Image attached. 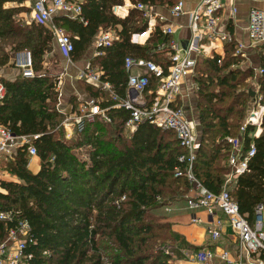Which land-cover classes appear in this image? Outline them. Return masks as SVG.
<instances>
[{
	"label": "trees",
	"instance_id": "16d2710c",
	"mask_svg": "<svg viewBox=\"0 0 264 264\" xmlns=\"http://www.w3.org/2000/svg\"><path fill=\"white\" fill-rule=\"evenodd\" d=\"M124 1L84 0L86 24L66 17L55 19L72 37L76 61L100 30L117 33L120 40L104 56L95 58L92 68L102 69V80L122 98L127 95V57L151 60L166 70L171 64L162 51L171 41L161 30L167 23H159L144 45L132 43L133 35L148 31V19L135 9L125 19L115 16L113 6ZM130 1L169 8L177 3ZM8 3L21 5L23 0H0V68L12 66L14 53L29 51L37 74L33 79H2L6 96L0 104L1 124L16 135L41 136L34 141L40 171L32 173L26 151L19 150L14 160L4 165L16 180L3 181L0 188V212L18 211L32 226L35 245L28 249L32 258L26 264H172L174 256H179L180 237L163 221L162 210L186 200L193 187L186 177L175 176L176 168L184 169L178 158L185 153L176 134L147 122L130 134L126 128L129 113L112 108L115 103L106 92L81 81L84 91L109 109L111 121L96 118L68 139L60 127L58 79L44 67L47 54L55 48L53 36L42 25L23 24L18 20L22 9L6 8ZM235 48V40L224 45L221 66L216 53L213 59L198 58L193 78L200 124V148L193 171L196 179L216 194L231 172L228 138L240 137L254 100L250 87L254 69H232L242 62L234 56ZM259 84L264 104V77L259 78ZM158 85L152 78L149 90ZM255 132V126H248L246 148ZM255 146L250 172L230 190L241 214L251 223L257 205L264 203V118ZM9 226L0 221V244Z\"/></svg>",
	"mask_w": 264,
	"mask_h": 264
},
{
	"label": "built area",
	"instance_id": "2783aa9c",
	"mask_svg": "<svg viewBox=\"0 0 264 264\" xmlns=\"http://www.w3.org/2000/svg\"><path fill=\"white\" fill-rule=\"evenodd\" d=\"M24 2L30 7L28 23L46 27L52 34L54 43L66 64L75 65L76 50L73 39L65 29L57 25L55 19L66 17L85 23L82 16L84 0H23ZM155 8L151 5L134 4L130 0H125L122 5L113 6L112 12L120 19H125L133 9L141 12L148 19L146 33L149 36L156 30L159 23H167L161 27L163 34L171 37V41L162 48L171 63L167 70L151 60L127 57L124 63L125 71L128 74L125 98L120 97L112 89L110 83L102 80L104 75L102 69L92 68L91 60L78 73L77 79L96 85L106 92L115 103L112 108L124 109L129 113L126 128L130 134H133L144 122L163 131H172L176 134L185 153L178 158V162L184 166V169L176 168L175 176L186 177L193 186L186 197L187 207L191 211L203 210L208 214L211 222L207 223V232L212 240L218 241L221 238L220 228L223 221L218 212L225 215L233 232L240 239V253L237 260L231 259L229 251L214 253L208 248H203L194 254L192 257L194 261L200 264H264V203L257 205L255 221L251 223L241 214L239 204L230 193V184H237L241 176L250 172L251 161L257 152L255 139L258 138V131L262 129L264 118L263 96L260 93L259 84V78L264 77V65H260L259 68L248 67L254 69L255 76L251 80L250 87L255 89L256 96L241 128L240 137L228 138V142L232 146L231 153L228 155L231 172L221 191L216 194L203 186L194 175L193 166L200 148L197 110L194 112L192 109L191 114L188 115L185 108L178 103V98L187 91L185 88L187 79L194 78L198 58L213 59V54L206 50L205 43L212 45L216 41L223 44L232 43L233 40L237 42L233 23L237 19L235 0H201L195 9L188 13L191 37L187 45H183L176 38L178 30H181L182 26L168 23L167 19ZM169 11L175 19L187 14L183 0H177L176 5L169 8ZM246 34L249 46L237 43L234 56L241 57L242 62L232 66V69H248L244 68V63L248 57L246 49L249 47L260 48V54L264 56V9L255 8L250 11ZM136 37L137 35H133L132 43L140 45L146 43L141 44L139 39H134ZM119 40L115 31L100 30L93 40L92 59L104 56L106 51L113 48ZM223 58L221 57L218 61L219 66L222 65ZM12 65L20 71V76L24 78L33 79L37 76L34 71L33 57L29 51L13 54ZM42 76L44 75L42 74ZM152 78L157 79L159 85L156 90L150 91ZM58 90H61V82H59ZM190 92L191 95H194L196 86L190 89ZM187 95L190 93L188 92ZM5 96L6 88L2 77H0V104ZM108 112L109 109L102 108L96 99L79 100L77 108L69 112L60 111L62 115L60 127L65 131L66 137L71 139L76 132H82L86 124L94 122L96 118L110 122ZM248 126H255L257 133L253 134V142L249 148H246L244 136ZM40 137V135H16L0 123V188L3 181L12 178L5 170L4 165L14 160L15 154L19 150L26 151L30 164L34 158L38 157L34 141ZM165 210L170 212L171 209L167 206ZM0 221L10 225L5 240L0 244V264H26L27 260L32 258L28 249L31 245H35L31 224L28 220L22 219L18 211L0 212ZM193 222L198 225L204 224V221L198 217H194Z\"/></svg>",
	"mask_w": 264,
	"mask_h": 264
},
{
	"label": "crops",
	"instance_id": "0c3cea01",
	"mask_svg": "<svg viewBox=\"0 0 264 264\" xmlns=\"http://www.w3.org/2000/svg\"><path fill=\"white\" fill-rule=\"evenodd\" d=\"M177 1V0H176ZM185 3V11L187 12L186 15L181 16L180 18H173L170 14L169 7H156V11L162 14L168 23L176 24L182 26L181 30H178L176 34V38L182 42L183 45H187L190 37L191 32L189 29L190 17L188 13L192 12L196 6L198 5L201 0H183ZM17 3H8L6 8H13L16 7ZM235 6L237 8V19L234 20L233 23L235 25L234 34L237 43H243L247 47L249 46V39L246 34V28L248 23V17L250 11L252 9H264V0L255 1V0H235ZM121 28L119 27V30ZM239 31L240 34H237ZM147 35L146 39L145 36ZM135 40H140L141 44H144L149 37V34L146 33L142 35L140 38ZM94 40V39H93ZM224 45L220 41L214 42L212 45L209 43H205L206 50L214 54L216 53L220 57L225 56ZM251 48L246 49V53L248 54ZM257 52L260 54V48L256 49ZM55 51L57 56L62 59L64 62L65 60L59 53L57 46L55 45ZM94 50H93V42L90 47L85 52L84 56L75 62V65H66L65 73L62 72V76H64V81L61 82V90L60 98H59V111L69 112L74 108H77L79 100H88L92 99L91 96L88 95L87 92L81 87L80 83L82 80L77 79V75L80 71H82L87 62L91 60L93 63L94 59H92ZM252 59L255 58L254 51L251 52ZM91 55V56H90ZM90 56V57H89ZM263 55L260 54V65L262 62ZM48 59V58H47ZM48 60L45 62L47 64ZM50 64V63H48ZM12 68L14 66H9L7 68H0V76H2L6 80H15L17 77L20 76L18 74L16 77L13 76ZM5 72V73H4ZM8 76V78H7ZM93 85V84H92ZM96 86V85H95ZM195 83L193 82V78H188L186 83V90L185 94L178 98V103L185 108V111L188 115L191 114V110L195 112L197 110L196 101L197 96L196 92L194 95H191L190 89L195 87ZM188 92L190 95H187ZM73 99L74 102H71ZM75 99V100H74ZM198 132L200 135V124L198 128ZM257 133V132H256ZM262 133V129L258 131L257 137H259ZM30 171L34 174H37L41 169V162L39 157L34 158L28 165ZM9 180H16L15 177L9 178ZM170 212H167L165 208L162 210V214L165 217L163 220L164 222H168L172 225V228L175 233H177L180 237L179 248H178V255H175L173 258L172 264H200L193 260V256L196 252L203 248H208L214 253H222L224 251H229L232 260H237L239 253H240V239L239 237L233 232L231 226L227 222V218L221 212H218L219 217L223 221L222 227L220 228L221 238L218 241L212 240L210 235L207 232V223L211 222V218H209L208 214L203 210L198 211H191L187 207L186 200L179 201L177 203L169 205ZM198 217L204 221L203 225H198L193 222V218Z\"/></svg>",
	"mask_w": 264,
	"mask_h": 264
},
{
	"label": "rangeland",
	"instance_id": "374dc122",
	"mask_svg": "<svg viewBox=\"0 0 264 264\" xmlns=\"http://www.w3.org/2000/svg\"><path fill=\"white\" fill-rule=\"evenodd\" d=\"M16 7L22 9L21 13H20V15L18 17V20H20L23 24L28 25L29 24L28 23L29 22V17H30V7H29V5L24 2L23 5L17 4ZM237 34H240L239 31H237ZM54 46H55V43H54ZM6 51L7 52L10 51V48H7ZM252 51H254V55H255L254 59H252V54H251ZM47 58H46V61L48 60L47 65H44L45 70L48 72V74H50L51 76L57 78L58 79V83L59 82H63L64 81V76H62V72L65 73L66 65H64V64L66 62H64L62 59H60L57 56L55 48H54V50L52 52L47 54ZM48 63H50V64H48ZM9 66H11V65H9ZM9 66H5L4 69L5 68L9 69ZM248 67H254V68H259L260 67V54H259V52H257L256 48H251V50L248 53V57H247V59H246V61L244 63V68H248ZM11 70H12L13 76H15V77L20 73V71L18 69H16V68H12ZM0 77H2V76H0ZM7 78H8V76H7ZM2 79H4V78L2 77ZM254 92L256 93L255 89H254ZM255 96H256V94H255ZM255 96H254V98H255ZM82 158H85V156H82ZM235 186H236V184L231 183L230 184V190L232 191L233 189H235ZM263 218H264V213H263ZM169 255H171V253H169Z\"/></svg>",
	"mask_w": 264,
	"mask_h": 264
},
{
	"label": "water",
	"instance_id": "95a60500",
	"mask_svg": "<svg viewBox=\"0 0 264 264\" xmlns=\"http://www.w3.org/2000/svg\"><path fill=\"white\" fill-rule=\"evenodd\" d=\"M252 91H251V95L254 97L255 96V92H254V90L253 89H251Z\"/></svg>",
	"mask_w": 264,
	"mask_h": 264
},
{
	"label": "bare ground",
	"instance_id": "6f19581e",
	"mask_svg": "<svg viewBox=\"0 0 264 264\" xmlns=\"http://www.w3.org/2000/svg\"><path fill=\"white\" fill-rule=\"evenodd\" d=\"M136 39H137V37H136Z\"/></svg>",
	"mask_w": 264,
	"mask_h": 264
}]
</instances>
